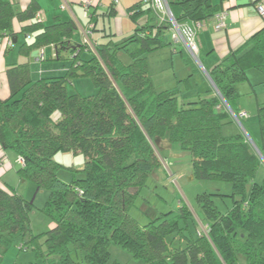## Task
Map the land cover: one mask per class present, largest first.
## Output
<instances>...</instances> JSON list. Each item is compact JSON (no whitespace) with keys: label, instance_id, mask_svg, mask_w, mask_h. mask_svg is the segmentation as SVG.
<instances>
[{"label":"trees","instance_id":"1","mask_svg":"<svg viewBox=\"0 0 264 264\" xmlns=\"http://www.w3.org/2000/svg\"><path fill=\"white\" fill-rule=\"evenodd\" d=\"M166 2L178 24L205 23L219 11L212 0ZM38 12L35 1L15 13L9 0H0V39L13 42L17 20L23 24L20 34L32 37L21 46L22 54L51 44L53 60L70 56V66L61 76L35 81L27 63L6 69L9 95L0 99V148L23 160L17 161L21 180L47 192L39 210L51 226L31 234L33 201L0 185V264L17 236H28L26 245L53 264H123L110 262L113 245L142 264H264V176L256 181L261 159L242 132L223 136V125L232 119L221 102L236 114V85L251 69L264 73V26L248 50L229 52L207 73L216 93L179 103L180 89L158 90L149 73L147 55L172 44L166 37L170 25L159 20L150 0L128 8L131 36L90 51H84L86 43L71 41L73 21L44 26ZM177 52L187 67L196 66L184 49ZM76 78L90 79L95 94L68 93ZM181 83L191 86L188 78ZM256 116L260 140L254 145L264 158V105ZM162 142L188 156L195 179L230 184L225 212L213 203L214 193L196 197L199 222L206 227L196 236L179 226L192 218L186 206L176 216H155L144 225L129 214L149 177L162 168ZM58 153L84 158L79 170L66 167L73 174L69 182L58 176L65 168L55 159Z\"/></svg>","mask_w":264,"mask_h":264},{"label":"crops","instance_id":"2","mask_svg":"<svg viewBox=\"0 0 264 264\" xmlns=\"http://www.w3.org/2000/svg\"><path fill=\"white\" fill-rule=\"evenodd\" d=\"M32 1H35L38 5L40 22L44 26L52 25L57 21H73L76 28L73 29L71 41L75 44H83L86 34L89 36L88 43L93 46L108 41L118 43L121 39L131 36L134 24L128 14V8L141 0H92L93 6L90 7L87 17L84 16L85 9L81 4L82 0H9L15 13L25 10ZM212 1L218 5L219 11L224 10L227 12L226 27L221 31H214L212 27L214 18H212L206 21L203 28L197 33L198 59L205 73L199 65L195 64L196 66L193 68L187 67L186 70L184 69L186 76L182 79L177 78L174 73L173 78L177 80L176 85L172 88H165L179 89V83L188 78L191 86L186 89V93L180 92V102L185 100L194 101L198 97L216 93L206 73L217 66L229 52L240 48L248 50L252 45L250 43L252 36L264 26V11L259 13L257 10L258 5H261L264 9V0ZM22 26L23 24H20L17 20L13 21V30L17 37L16 43H12V46L8 45L6 38L0 39V99H6L9 95L6 69L12 64L27 63L32 81L61 76L70 66V56L69 58L64 57L65 60H53L55 48L51 44L32 49L28 54H22L20 52L21 46L25 43H32V37H24L20 34ZM88 46L84 51L93 50L90 45ZM165 47H168L170 51L151 52V54H158L156 56L162 55L165 57L167 63L165 65L167 66L164 67H168L170 63V67L173 68V63L178 61L177 56L183 62L182 56L177 52L181 47L170 44L157 50ZM72 49H75V46ZM41 52L44 54L43 60H37ZM84 54L85 52L82 53V56H85ZM169 85H173V83ZM206 91L210 92L206 93ZM236 91L238 94L235 106L236 114L233 112L232 114L245 113L247 119L245 117L238 119L239 121L242 119L244 122L247 120L249 125V120L254 118L255 114L257 115L259 106L264 105V73L256 69L249 70L246 79L236 85ZM232 114L231 119L233 120ZM168 149H170L169 146ZM164 150L166 149L162 151ZM18 168L16 155L13 156L10 152L3 151L0 148V185L7 184L10 187H15L5 176L6 173L10 172L9 170H15L17 174ZM15 177L19 186V176L16 175Z\"/></svg>","mask_w":264,"mask_h":264},{"label":"rangeland","instance_id":"3","mask_svg":"<svg viewBox=\"0 0 264 264\" xmlns=\"http://www.w3.org/2000/svg\"><path fill=\"white\" fill-rule=\"evenodd\" d=\"M166 37H170L169 33H167ZM155 51L164 52L170 51V49L165 47ZM156 55L158 54L149 53L147 55L149 73L154 86L160 90L174 87L177 80L173 78V74L175 73L177 78H184L186 76L185 70L187 69V66H185L182 59L177 56L178 61L173 63V68L170 67V63L168 64V67H164L167 66L165 65V57L162 55ZM121 58L123 61L128 62V57L125 54H123ZM172 83L173 85H169ZM178 86L181 92L186 93V89L182 83H179ZM67 91L68 93H79L83 96H90L96 92L88 78H76L72 80V82L67 85ZM180 100L181 99L179 98V103ZM239 131L244 134L251 144L258 143L260 140V131L256 114L254 118L249 120V125L247 120L244 122V120L241 119V121L237 123L235 119H233L230 122L225 123L222 127L223 136L234 135ZM253 144L252 146H254ZM161 145L163 146V149H166L162 151L161 154L162 168L155 172L153 176L149 177L146 186L137 196L135 205L130 209L129 214L140 225H144L155 216L158 217L164 214H166L165 216L167 218L176 216L179 208L181 206H186L190 211L192 220L187 219L186 222L180 220L179 226L186 227V230H183L185 235L191 234L196 236V230L204 232L206 229L205 225H202L199 222L200 219H203V216L196 203V197L203 193H214L216 196H213V203L221 212H225L231 206V199L229 198L231 192L230 184L226 182L202 181L195 179L191 174L188 156L179 153L176 144H172L170 149H168V145L165 142L161 143ZM10 153L14 156L13 152ZM55 157L57 162H61L59 164H62L65 167L58 171V176L66 182H69L73 177V174L66 167L72 166L79 170L84 163V158L79 153H58ZM261 163L262 165L256 174V181L258 183L263 181L264 176V162L261 161ZM9 171L10 172L8 174L6 173L5 177L15 185V187L12 186L16 188V192L22 195L25 199L33 201L35 209L30 214L31 234H39L47 231L51 226L50 219L39 210L45 203L47 192L36 190L32 183L27 181L24 182V180H21L20 178V184L18 186L15 177L17 175L16 171ZM74 176L80 177L81 174L74 173ZM21 239V237L17 236L14 239L13 244L3 252L2 264H53L50 257H37L33 252L32 247L26 245L28 242V236H25L22 240ZM22 243L23 246L26 245L27 248H23ZM109 252L110 262L118 260L123 264H142L140 260L134 259L128 252L117 246H111Z\"/></svg>","mask_w":264,"mask_h":264},{"label":"built area","instance_id":"4","mask_svg":"<svg viewBox=\"0 0 264 264\" xmlns=\"http://www.w3.org/2000/svg\"><path fill=\"white\" fill-rule=\"evenodd\" d=\"M152 9L155 11L157 16L159 17V20L161 22H167L170 25V40L171 43L175 46L181 47L184 49L186 54L190 57L191 60H193L194 63L200 66L201 70L204 72L203 67L201 66L199 60H198V46H197V33L203 28L204 23L203 22H193L191 25H184V24H178L176 20L174 19L170 9L168 8L166 0H150ZM81 4L83 5L85 9L84 16L87 17L90 7L92 6V0H82ZM257 10L259 13H263L264 9L261 5L257 6ZM214 24H213V30L214 31H221L226 27V18H227V12L224 10L218 11L214 14ZM37 21H41V18L39 16V12L36 14ZM89 42V36L85 34V40L84 43L88 44L93 48V46L88 43ZM8 45L12 46L11 41H8ZM44 54L41 52V55L38 57L37 60H43ZM205 73V72H204ZM217 95L220 97V95L217 92ZM223 107H226L228 111L232 114L230 109L227 107L226 103L223 99H221ZM233 118L235 121H239L238 118H246L245 113H240L238 115H233ZM17 161L20 164H23V160L21 158H18Z\"/></svg>","mask_w":264,"mask_h":264},{"label":"water","instance_id":"5","mask_svg":"<svg viewBox=\"0 0 264 264\" xmlns=\"http://www.w3.org/2000/svg\"><path fill=\"white\" fill-rule=\"evenodd\" d=\"M13 43L15 44L16 43V38H14L13 39ZM208 78H209V76H208ZM209 80H210V78H209ZM211 81V80H210ZM212 83V82H211ZM253 144V143H252ZM254 145V144H253ZM254 148H255V150L257 151V153H258V155H259V158L261 159V161H263L264 162V158L262 157V155L258 152V150H257V148H256V146L254 145Z\"/></svg>","mask_w":264,"mask_h":264},{"label":"clouds","instance_id":"6","mask_svg":"<svg viewBox=\"0 0 264 264\" xmlns=\"http://www.w3.org/2000/svg\"><path fill=\"white\" fill-rule=\"evenodd\" d=\"M11 41V40H10ZM11 43H13L12 41H11ZM13 45V44H12ZM173 45V44H172ZM175 46V45H174ZM199 60V59H198ZM193 61V60H192ZM196 64V63H195ZM207 74V73H206ZM208 76V75H207ZM213 85V84H212ZM213 87H214V85H213ZM215 88V87H214ZM234 119V118H233ZM239 120V119H238ZM237 122V121H236ZM240 121H238L237 123H239Z\"/></svg>","mask_w":264,"mask_h":264}]
</instances>
